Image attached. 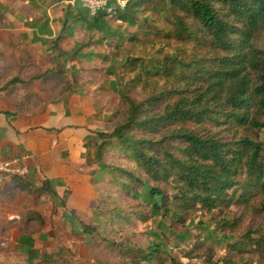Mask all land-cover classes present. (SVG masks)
Here are the masks:
<instances>
[{
  "label": "trees",
  "instance_id": "1",
  "mask_svg": "<svg viewBox=\"0 0 264 264\" xmlns=\"http://www.w3.org/2000/svg\"><path fill=\"white\" fill-rule=\"evenodd\" d=\"M61 1L63 0H55V3L60 4ZM143 1L157 2L156 7L168 8L173 17L169 22V31L176 34L184 45L191 42L195 49L201 50L211 46L217 53L206 60L199 54L194 55L192 60L179 56L173 60L172 55L168 54L166 60H155L153 65L142 59H135L133 63L140 69L134 70L136 76L126 84L131 93L132 89L144 85L141 84L143 76L157 75L162 68L169 72L174 66L191 69L196 81L201 79L202 83L200 80V85L196 87L170 90L171 93L174 91L180 94L178 100L166 104L159 111L150 110L168 95L165 91L145 93L144 98L137 99L122 90L128 104L126 113L121 119H115V113L105 116L100 112L106 121L115 124L113 129L92 131L84 142L85 151L82 158L91 169L92 182L97 188V182H105L114 170L126 173L141 186L152 217L161 214L162 218H165L170 215L179 221H185L192 210L213 212L222 207H230L236 200H247L249 196L255 195V190L264 191V141L254 134H237L239 128L249 127L252 131L264 128V50L256 44L257 37L264 33V0L138 2ZM82 7L90 17L88 19L80 12L77 18L86 21L89 28L100 29L101 21L108 17L107 14L99 12L93 15L86 7ZM128 10L127 3L120 13V18L130 20V23L134 24L135 21L129 17ZM3 19V13L0 11V26L4 23ZM146 23L149 27L147 32L161 31L156 24L150 26ZM130 38L138 39L135 36ZM88 41L89 47L99 43L98 40ZM8 44L12 49V57L9 58L11 66L22 67V62L29 65L27 54L32 53L28 52L24 43L8 41ZM83 48V45H80L71 60H74L78 52L81 56L89 53L85 48L82 53ZM176 48L179 54L182 48ZM59 52L61 50H58V55L61 54ZM125 58L124 63L131 65V55ZM58 63L47 68L38 77L44 90L47 83L53 84L55 79L58 80L63 88L59 93L64 96L44 97V93L40 91L36 100L32 95L19 94L10 97L28 109H37L42 104L57 101L73 93L94 94L91 90L80 92L81 87H77V83L71 86L66 80V75L57 68ZM2 75L4 72H0V76ZM183 91H189L191 95H186ZM189 121L206 123L210 128L199 132L196 129L166 127L167 124ZM212 125L223 131L213 133ZM161 127L164 128L163 133L156 136L154 131ZM224 132L226 134L223 135ZM118 147L127 150L129 158L141 167V172L137 173L123 166L112 167L109 156ZM14 182L30 195L41 192L57 194L54 181L50 179L43 180L41 186L28 178H16ZM172 189L175 190L173 195ZM97 210L99 217L104 208L98 205ZM20 218L18 223L11 219L10 226L5 225L0 230L4 232L8 227H17L23 233L18 242L19 249L27 253L28 261L33 263L34 259L39 257L34 234L44 228L45 219L35 209L21 210ZM107 218V221H112L110 215ZM99 221V224L103 225L101 219ZM98 225L83 223L87 238L99 231ZM248 241H253V238L249 236ZM256 243L260 246V240ZM128 245L133 247L132 242ZM138 248L139 258L134 263L159 264L166 261L167 256L162 254L163 250L154 241L138 245ZM130 250L131 248L126 249L127 252ZM169 258L171 264H182L172 257ZM208 262L218 264L211 257H208Z\"/></svg>",
  "mask_w": 264,
  "mask_h": 264
},
{
  "label": "rangeland",
  "instance_id": "2",
  "mask_svg": "<svg viewBox=\"0 0 264 264\" xmlns=\"http://www.w3.org/2000/svg\"><path fill=\"white\" fill-rule=\"evenodd\" d=\"M138 1L140 0H127L128 15L135 21L134 24L130 20L118 22L106 17L101 21L102 27L98 29L89 28L86 21L77 18L80 12L88 19L90 17L82 7L81 0H63L60 4L55 3V0H0V11L4 18L0 34L24 43L28 52L32 53L27 54L29 65L22 62L24 66L12 67L9 59L12 57V49L8 41L0 40V72H4L0 76V94L32 95L34 100L39 98L40 91L44 93V97L64 96L59 93L63 88L58 80L55 79L53 84L47 83L44 90L38 77L59 62L57 68L66 75L71 86L77 83L76 86L82 89L80 92L91 90L94 93V96H72L69 100L78 99L84 110L89 112V119L94 120L96 117L95 128L98 130L111 131L115 125L106 121L102 112L105 116L115 113V119H121L126 113L128 104L124 90L125 94L129 93L137 99L152 92L165 91L168 95L150 111L162 110L166 104L178 100L180 94L175 93V89L200 85L201 79L196 81L191 69L174 66L169 72L162 68L157 75H145L141 81L144 85L132 89V94L127 90L126 84L136 76L134 70L140 69L134 65L135 59H142L153 65L155 60H166L168 54L172 55L173 60L178 56L192 60L196 54L204 56L206 60L217 52L211 46L201 50L195 49L191 42L184 45L176 34L169 31V22L173 17L167 7H156L157 2ZM146 22L150 26L156 24L161 31L147 32L149 27ZM130 36L138 39L131 40ZM88 40H98L99 43L89 47ZM256 44L264 50V33L257 37ZM80 45L85 50L88 49L89 53L81 56L78 52L74 60H71ZM176 47L182 48L179 54ZM58 50H61L60 55L57 54ZM128 55L133 59L131 65L124 63ZM172 89L173 93L170 92ZM183 93L191 95L189 91ZM94 108L101 110V113L93 117ZM208 125L189 121L167 124L166 127L204 132L209 130ZM211 128L213 133L223 131L213 125ZM159 130L154 131L156 136H160L164 128ZM245 133L257 135L264 141V128L256 131L249 127L238 129L237 134ZM109 160L114 168L123 166L134 172H141V167L129 158L126 149L115 148ZM12 186L7 195H4L0 187V197L4 195L0 200V224L10 221L13 215H19L15 219L18 223L21 210L34 208L40 200H47V197L27 194L14 181ZM97 189L100 193L98 205L104 208L99 217L97 207L95 211L93 223L98 225L101 219L103 224L98 225L99 231L88 238L83 237L82 248L79 250L60 246L47 236L39 238L35 246L39 257L30 264H138L134 263L139 258L138 245L142 246L148 241L159 244L162 254L167 256L166 261L159 264H171L169 257L182 264H209L208 257L218 264H225L227 261L230 264H264V191L261 189L255 190V195L249 196L245 201L236 200L230 207H222L213 212L192 210L185 221L176 220L170 215L165 218L161 214L152 217L141 186L119 170H114L105 182H97ZM174 192L172 189L171 194ZM9 197L10 201H7ZM108 215L112 221H107ZM16 229L21 233L17 227ZM0 236L4 253L14 254V262L28 256L19 246L10 248L5 231L0 230ZM249 236L253 241H248ZM257 240H260V246L256 243ZM129 242H132L133 247L128 245ZM127 248L131 250L127 252Z\"/></svg>",
  "mask_w": 264,
  "mask_h": 264
},
{
  "label": "crops",
  "instance_id": "3",
  "mask_svg": "<svg viewBox=\"0 0 264 264\" xmlns=\"http://www.w3.org/2000/svg\"><path fill=\"white\" fill-rule=\"evenodd\" d=\"M0 40L20 42L1 34ZM85 95L93 96L73 93L37 109H28L12 97L0 94V157L28 154L31 168L28 180L38 186L45 179L53 180L57 193L34 194L47 197V200H40L34 208H28L40 212L45 219L44 228L34 234L36 244L39 238L47 236L60 246L79 250L86 237L83 223H96L93 221L100 194L91 180V170L82 158L85 139L98 130L95 128L96 117L89 119V112L78 99L69 100L72 96ZM92 111L93 117L100 112L98 108ZM12 183L2 186L4 195L11 191ZM5 224L10 226L7 221L0 224V229ZM22 235L16 227H8L5 236L10 248L18 246ZM1 245L0 264H30L28 256L14 262V254L4 253Z\"/></svg>",
  "mask_w": 264,
  "mask_h": 264
},
{
  "label": "built area",
  "instance_id": "4",
  "mask_svg": "<svg viewBox=\"0 0 264 264\" xmlns=\"http://www.w3.org/2000/svg\"><path fill=\"white\" fill-rule=\"evenodd\" d=\"M91 14L105 12L108 17L122 22L120 13L126 8L127 0H81ZM28 154L0 157V187L13 182L16 178H28L31 168L28 163ZM19 218L13 215L12 220Z\"/></svg>",
  "mask_w": 264,
  "mask_h": 264
}]
</instances>
